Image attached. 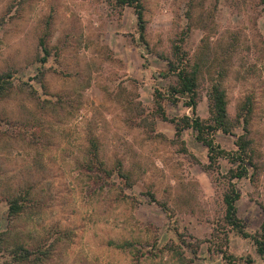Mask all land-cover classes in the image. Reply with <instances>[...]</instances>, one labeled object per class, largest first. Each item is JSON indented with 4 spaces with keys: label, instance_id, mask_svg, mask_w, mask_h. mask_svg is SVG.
Segmentation results:
<instances>
[{
    "label": "rangeland",
    "instance_id": "rangeland-1",
    "mask_svg": "<svg viewBox=\"0 0 264 264\" xmlns=\"http://www.w3.org/2000/svg\"><path fill=\"white\" fill-rule=\"evenodd\" d=\"M142 2L146 43L134 9L116 0H0V72L14 76L0 97V233L7 238L0 264H229L222 251L264 264L251 239L223 226L225 175L233 164L221 158L218 168L205 169L208 148L191 128L177 135L171 121L192 114L184 98L158 97L174 82L166 59L186 31L184 47L193 59L209 46V59L226 69L231 115L252 98L249 137L261 169L254 180L235 182L239 216L249 231L259 230L264 0ZM42 38L51 52L44 66ZM208 84L197 106L203 118L209 117ZM160 101L168 118L160 115ZM241 133L239 126L216 139L233 150ZM93 136L112 172L108 180L90 170ZM119 167L132 186L117 175ZM20 191H31L28 207L9 216L8 198ZM183 238L200 244L197 254L183 246L186 260L164 248ZM124 241L132 250L116 246ZM16 242L49 254L18 263L11 252Z\"/></svg>",
    "mask_w": 264,
    "mask_h": 264
},
{
    "label": "trees",
    "instance_id": "trees-1",
    "mask_svg": "<svg viewBox=\"0 0 264 264\" xmlns=\"http://www.w3.org/2000/svg\"><path fill=\"white\" fill-rule=\"evenodd\" d=\"M120 7L131 6L136 15L140 38L146 43L147 21L145 18L144 4L142 0H116ZM187 32L173 43L172 53L167 57V76H173L174 82L169 86L167 93L158 91L159 99H168L172 103H177L180 98H184L185 104L191 109L192 114H185L179 118H172L176 128V134L181 135L186 128H191L194 131L196 139L208 148L209 163L204 166L207 170H214L219 167L221 158L228 159L232 164L225 175L228 186L223 194V202L225 206L223 215V226L235 231L243 238H249L253 241L256 252L260 256H264V219L256 232H251L247 228L245 220L239 216L237 202L241 198V193L237 188L235 180L244 177H250L254 180L260 173L261 167L255 160V149L252 145V140L249 137V124L253 110V100L250 96L239 105L236 116L233 117L229 111V99L227 89L224 85L226 69L214 59H209V46L204 47L196 59H193L189 52L185 49L184 43ZM41 46L44 55L39 59L44 66L48 57L51 55L49 47L44 38L41 39ZM207 49V50H205ZM208 60V61H207ZM209 62V63H208ZM14 76L11 70L0 72V97L8 94L13 86ZM205 80H208V99H209V117L203 118L197 113L198 101L201 98V89ZM161 117L168 118L166 112L163 111V105L159 102ZM241 126L243 133L237 135L236 148L227 150L223 148L216 139V134L221 131L223 133L232 134L235 128ZM183 151L187 149L183 147ZM90 154L91 163L90 170L95 172V175L103 180H108L112 172L107 170L102 159L99 157V144L95 136L90 137ZM117 175L125 182L126 185L132 186L130 175L124 171L122 167L117 170ZM31 191H20L8 198V215L18 216L28 207ZM153 200H157L154 193H150ZM165 211H169L165 201H157ZM263 210L264 204L260 203ZM170 214V213H168ZM214 236V234H213ZM228 236V232H226ZM181 244L175 245L173 241L166 244V249L177 253L181 259L186 260L183 246L192 247V253L197 254L200 244L193 245L186 243V239H181ZM7 242L6 233H0V250L4 248ZM11 250L14 260L18 263L28 261H41L49 254V249L32 250L21 242ZM116 246L124 249L132 250L134 244L129 241L116 243ZM195 246V247H194ZM225 258L229 264H255V260L251 256L235 257L232 254H226Z\"/></svg>",
    "mask_w": 264,
    "mask_h": 264
}]
</instances>
